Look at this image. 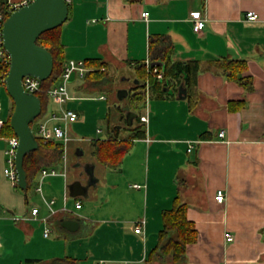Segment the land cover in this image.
Instances as JSON below:
<instances>
[{
  "label": "crops",
  "instance_id": "1",
  "mask_svg": "<svg viewBox=\"0 0 264 264\" xmlns=\"http://www.w3.org/2000/svg\"><path fill=\"white\" fill-rule=\"evenodd\" d=\"M23 1L8 0V5L12 9ZM66 2L68 15L60 32L65 65L69 60L98 58L105 62L111 80V67L119 66L129 67L135 79L136 65L160 62L153 65L161 66L162 49L169 45L172 61L199 63L194 102L189 105L179 92L182 83L167 82L162 95L146 88L145 102L138 108L140 115H147L146 122L140 120L143 135L131 138L129 151L115 168L95 159L93 142L107 138L113 129L119 138H130V125L120 134L121 127L110 123L107 111L106 135L98 136L102 128L97 126L94 136L87 138L91 156L81 160L85 139L78 138L77 157L69 164L65 150L73 138L70 131L86 120L71 108L78 118L68 124L62 159L42 167L57 173L41 177V168L29 181L38 177L35 190L42 194L44 188L48 199L42 196L40 205H22L0 195V264H23L27 258L48 264L63 257L75 264H148L162 228V211L175 199L186 205L187 218L197 231L179 264H264V0ZM250 10L257 13L256 19L246 18ZM143 11L148 12L145 18ZM196 18L204 21L199 31L193 29ZM225 59L245 60L246 68L236 78H228L221 67ZM81 78L80 98L110 83L87 88ZM48 97L37 123L58 112L46 110ZM12 111V100L0 83V119L5 121ZM134 119L133 126L138 124ZM6 139L0 135V187L4 188L1 166L6 164ZM78 160L94 163L98 181L87 197L69 199L67 184L85 179L76 167L73 178H68ZM7 188L11 190L9 183ZM219 188L225 193L222 203L214 199ZM32 207L38 209L35 215L30 213ZM66 218L78 221L75 230L60 224ZM140 220H144L142 229L135 232ZM225 232L233 239L226 240ZM72 235L77 237L67 238Z\"/></svg>",
  "mask_w": 264,
  "mask_h": 264
},
{
  "label": "trees",
  "instance_id": "2",
  "mask_svg": "<svg viewBox=\"0 0 264 264\" xmlns=\"http://www.w3.org/2000/svg\"><path fill=\"white\" fill-rule=\"evenodd\" d=\"M11 9L8 5V0H0V13L3 19L10 14ZM62 25V24H61ZM61 25L42 32L36 42L47 48L53 57V68L49 77L40 80L41 91L36 94L41 100V112L44 111L45 98L47 97L46 90L52 85L53 81L59 78L64 70L65 64L63 59V47L60 41ZM170 46H164L162 49V76L160 81L155 74L147 69L142 64L136 65V80L137 83L128 90L130 96V106L137 112L135 122L137 125H130L127 128L132 130L130 138H119L116 135L117 130L113 129L112 133L105 139H96L93 142V156L95 159L108 167H118L123 156L129 151L131 146V138L140 137L143 135V123L139 119L140 112L138 108L145 102L146 85L148 91L157 92L159 95L164 93V86L167 82L182 83L185 88V96L189 105L194 102L196 93V77L199 71V63L196 59L182 61H172L168 56ZM84 65L92 67V70L86 71L84 75L87 88H95L98 86H106L111 78L108 76L105 62L98 58H91L84 61ZM9 62L0 61V83L4 85V78L8 70ZM159 66V65H157ZM159 66V67H161ZM223 72L228 78H236V75L245 70L246 62L242 59H225L221 62ZM5 86V85H4ZM11 98V97H10ZM12 100V98H11ZM14 102L12 100V110ZM10 116L2 121L0 127V135L3 137H11L15 135L10 126ZM32 121L30 122L31 125ZM113 127L110 126L109 130ZM37 140V147L27 152L23 157V168L26 174V188L29 187L30 179L36 175L42 167L54 165L62 159L63 144L57 140H43L38 135L34 134ZM15 186H18L15 184ZM59 229H62L59 222L56 223ZM197 231L191 220L186 215V205L175 199L173 205L162 211V228L158 232L156 245L149 251L147 263H165L179 264L184 257L187 244L196 240ZM38 259L27 258L23 264H34ZM48 264H75L74 260L69 257L56 258Z\"/></svg>",
  "mask_w": 264,
  "mask_h": 264
},
{
  "label": "water",
  "instance_id": "3",
  "mask_svg": "<svg viewBox=\"0 0 264 264\" xmlns=\"http://www.w3.org/2000/svg\"><path fill=\"white\" fill-rule=\"evenodd\" d=\"M68 5L66 0H30L18 5L2 23L3 47L9 55V66L4 78L8 95L14 102L10 115V126L17 136V146L14 155V165L17 174V185L26 188V174L23 168L24 155L37 147V140L30 122L41 112V100L37 94L26 92L21 84L24 75L30 74L43 80L50 76L53 68V57L50 51L36 42L38 36L49 29L61 25L67 18ZM160 64V62H153ZM73 73L69 81L73 80ZM137 83V80L134 79ZM179 92L185 96V88L179 87ZM128 95L127 89L117 91L118 98ZM122 117L127 125H131L137 112L127 104L122 109ZM116 127H120L117 125ZM81 167L79 176H85L84 181L74 179L67 184L68 195L71 197H87L88 189L95 187L98 178L94 173V163L78 162ZM60 224L68 230H75L78 221L61 219Z\"/></svg>",
  "mask_w": 264,
  "mask_h": 264
},
{
  "label": "rangeland",
  "instance_id": "4",
  "mask_svg": "<svg viewBox=\"0 0 264 264\" xmlns=\"http://www.w3.org/2000/svg\"><path fill=\"white\" fill-rule=\"evenodd\" d=\"M110 73L112 74V80L110 81L108 87H106L104 90L100 92H96L92 94L88 98H80L81 92L79 91V86L83 82L82 78L77 76L74 80L67 82V88L70 93L71 98L67 99L63 103V108H73L76 110H79L81 113L85 116V122L81 123L77 126H74L71 129V134L73 135L72 140H69L67 142V148L65 150V156L67 158V162L70 164V162L73 160V158L77 157L74 153V148L77 145V139L78 138H84L85 140L82 141L83 145L86 147L82 155H80L81 160L87 159L91 156L90 150H91V143L88 141L87 138L94 136L95 128L101 127L102 132L98 134V136L103 137L106 135L105 133V127H106V113L109 111V121L110 123L120 125V134L125 133V126L127 125V121L125 117H122V109L125 105H129L130 102V96L126 95L123 98H118L117 91L119 89H128L130 88L134 83V78L132 77V70L127 66H119V67H111ZM61 78H57L53 81V85H58L61 82ZM104 94V99H99L98 96L100 94ZM73 96V97H72ZM49 109L52 110H60V107L58 103H56L52 98L48 97L47 103H46V110ZM41 115L39 114L37 117H35L32 120L31 128L33 132L36 134V131L38 129L37 127V119H39ZM122 125V126H121ZM38 135V134H37ZM92 136V137H93ZM79 158V159H80ZM81 161H76V163ZM6 164L3 163L1 166V174L3 167ZM81 168L79 166H71L70 171L68 172V178H73L72 174L75 172V168ZM81 170V169H80ZM79 172V171H78ZM77 172V173H78ZM3 176V174H2ZM85 176L83 175V178ZM5 184L9 183L11 190H8L7 184L6 187H0V195L1 198H6L7 200L16 201L19 204L27 205L31 203H35L37 205H40L43 201V197L48 199V194L46 193L45 189L43 188L42 194L35 190V187L38 184V177L33 179L29 183V187L25 190L20 188L19 186H13L9 179L6 176H3L2 178ZM73 180V179H72ZM25 196L26 199L29 201L25 203ZM70 199V196H68ZM72 198V197H71ZM84 199V198H83ZM53 236H49L51 238ZM76 235H72L70 238H75ZM155 264H172L171 262H165V263H155Z\"/></svg>",
  "mask_w": 264,
  "mask_h": 264
},
{
  "label": "built area",
  "instance_id": "5",
  "mask_svg": "<svg viewBox=\"0 0 264 264\" xmlns=\"http://www.w3.org/2000/svg\"><path fill=\"white\" fill-rule=\"evenodd\" d=\"M30 0H24L21 4H26ZM18 4V5H21ZM18 5H14L12 9H15ZM142 17H146L148 15L147 11H143L141 13ZM246 18L248 20H254L257 18V13L254 11H247L246 12ZM4 19L2 14L0 13V61L2 62H9V55L5 48L3 47V38H2V23ZM204 21L203 19L196 18L193 22V29L195 31H199L203 27ZM147 69L151 70L156 78L160 81L163 80L162 76V66H156V65H149V63H146ZM87 67L84 65L83 60H69L65 67L63 72L60 75L61 82L58 85L50 86L46 92L47 95L52 98L56 103L62 104L64 101L69 99V93L67 89V82L69 81V77L71 73H73L74 76H84ZM21 84L26 92L34 93L36 94L38 91H41V85H40V79L34 75H24L21 79ZM146 88L147 85H146ZM103 96H101L102 98ZM78 118V113L71 109V108H60L58 112H53L48 115V117L42 119L37 123V134L39 137H41L43 140H58L61 141L63 144L66 143V141L69 139L68 134V124L74 122ZM139 119L143 122L147 121V115H139ZM50 122V124H49ZM2 125V120L0 119V127ZM219 136H223V130H219L218 132ZM8 146L5 149L6 154V166L3 168L4 174L7 176V178L12 182V184H16L17 181V174L16 169L14 165V155L16 151L17 146V136L13 135L11 137H8L7 139ZM190 149V148H188ZM57 171L54 168H42L40 171L41 177L49 174H56ZM134 186H139L138 184H134ZM40 191V187L38 186L36 188ZM225 198V193L223 189L219 188L215 191L214 199L218 203H222ZM52 203V200L49 201V204ZM80 202L76 201L75 206L79 207ZM38 209L36 207H32L30 213L32 215H35L37 213ZM144 224V220H140L136 223L134 230L135 232H140L142 229V225ZM48 229L46 228L44 230V235H47ZM224 237L226 240L230 241L233 239V236L229 232L224 233Z\"/></svg>",
  "mask_w": 264,
  "mask_h": 264
}]
</instances>
